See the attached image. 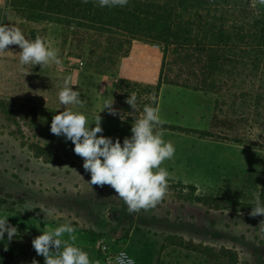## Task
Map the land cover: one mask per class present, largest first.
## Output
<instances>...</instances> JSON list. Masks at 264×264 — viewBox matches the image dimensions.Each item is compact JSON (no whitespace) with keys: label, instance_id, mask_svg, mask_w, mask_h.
I'll list each match as a JSON object with an SVG mask.
<instances>
[{"label":"rangeland","instance_id":"obj_1","mask_svg":"<svg viewBox=\"0 0 264 264\" xmlns=\"http://www.w3.org/2000/svg\"><path fill=\"white\" fill-rule=\"evenodd\" d=\"M0 25L18 27L30 40L41 37L62 61L60 66L21 65L18 45L0 53V216L17 228L12 240L7 233L0 240V264H44L32 240L64 223L74 227L75 240L67 233L61 239L88 252L93 264H107L101 260L102 246L112 255L127 252L136 264H264V215H250L255 196L264 201V97L258 98L264 86L259 76L251 84L241 74L243 85L221 95L177 86L176 93L167 90L160 99L159 91L163 124L189 132L156 127L175 146L174 156L161 164L169 172L168 191L154 208L130 213L110 185L88 183L83 158L50 126L67 107L85 114L88 126L95 127L100 116L102 135L123 143L142 118L145 103H151L156 84L132 91L121 84V57L111 51L106 34L93 35L54 17L27 22L9 0H0ZM141 43L162 54L158 45ZM140 53L141 60L151 61L152 56ZM179 73L178 59L168 56L165 80ZM69 76L82 103L64 106L58 92ZM233 92L243 94L233 100ZM132 94L134 109L126 103ZM105 104H112L116 114ZM214 112L233 121L234 129H211ZM194 130L210 131L213 137ZM48 208L56 214L45 217L42 211Z\"/></svg>","mask_w":264,"mask_h":264},{"label":"trees","instance_id":"obj_2","mask_svg":"<svg viewBox=\"0 0 264 264\" xmlns=\"http://www.w3.org/2000/svg\"><path fill=\"white\" fill-rule=\"evenodd\" d=\"M9 6L27 22L54 17L93 35L106 34L111 51L121 58L128 56L132 41L161 47L155 93L145 105L157 108L163 84L221 95L232 92L236 85L240 88L243 84L238 83V76L245 74L251 84L259 76L264 86V5L254 0H128L124 7H100L98 0H9ZM122 48L126 50L120 54ZM168 56L176 57L180 64L173 81L163 75ZM119 82L129 91L140 86ZM236 94L229 97L235 100L243 92ZM234 126L230 119L224 116L221 120L213 113L211 129ZM158 127L189 132L163 123ZM191 132L213 137L210 131Z\"/></svg>","mask_w":264,"mask_h":264},{"label":"clouds","instance_id":"obj_3","mask_svg":"<svg viewBox=\"0 0 264 264\" xmlns=\"http://www.w3.org/2000/svg\"><path fill=\"white\" fill-rule=\"evenodd\" d=\"M87 2V0H85ZM264 5V0H258ZM128 0H98L100 7H124ZM9 45H18L21 65H57L62 61L56 48L49 47L45 40L37 36L34 40L27 39L23 32L15 26L0 25V53ZM71 77L63 80L58 92L61 105L68 106L82 103L80 92L70 86ZM132 109L136 105V95L132 94L126 100ZM54 115L50 132L63 136L74 145V153L83 158V168L90 173V185H110L118 198L127 205L128 211L154 208L168 191L169 172L161 164L171 159L175 154V146L163 139V133L155 131L163 121L157 108L145 105L142 118L135 120L131 127V136L123 143L117 138L102 135L100 116L96 117L95 127L88 126V118L80 112L68 110ZM104 109L115 115L112 104H105ZM100 133L101 135H97ZM250 215H264V201L255 196V206L251 207ZM45 217H52L57 210L54 208L42 211ZM75 229L70 223L61 224L53 230L43 231L32 240V246L37 255L44 257V264H93L89 253L62 240L64 234L74 241L72 235ZM10 241L17 235V228L8 223L6 216H0V240ZM33 264H38L33 261ZM95 264H99L96 261ZM112 264H136L135 258L126 252H120L114 257Z\"/></svg>","mask_w":264,"mask_h":264},{"label":"crops","instance_id":"obj_4","mask_svg":"<svg viewBox=\"0 0 264 264\" xmlns=\"http://www.w3.org/2000/svg\"><path fill=\"white\" fill-rule=\"evenodd\" d=\"M140 52H144L145 54H149L150 56H152L151 61L146 60L145 62L144 60H141L138 55L142 54ZM161 62L162 54L159 51L143 45L141 42L134 41L130 45L128 56L121 58L119 62L117 77L121 78V80H126L142 85H155L159 76ZM148 67L150 69V72L148 74L143 73L144 68L147 69ZM171 87H173L174 89H170ZM177 89H179L177 86L175 87L163 84V86L160 88V99L162 98V94H164V92H167V90L176 93ZM159 103L160 101H158V105Z\"/></svg>","mask_w":264,"mask_h":264},{"label":"built area","instance_id":"obj_5","mask_svg":"<svg viewBox=\"0 0 264 264\" xmlns=\"http://www.w3.org/2000/svg\"><path fill=\"white\" fill-rule=\"evenodd\" d=\"M120 252L125 251L122 250L112 255L111 252H109L105 246H102L100 249L101 260L103 263L112 264L114 257L117 256Z\"/></svg>","mask_w":264,"mask_h":264}]
</instances>
